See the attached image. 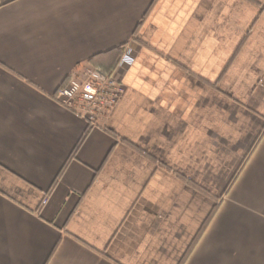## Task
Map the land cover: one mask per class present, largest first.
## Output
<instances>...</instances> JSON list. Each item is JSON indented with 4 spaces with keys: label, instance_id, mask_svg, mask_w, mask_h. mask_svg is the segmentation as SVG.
Instances as JSON below:
<instances>
[{
    "label": "crops",
    "instance_id": "crops-1",
    "mask_svg": "<svg viewBox=\"0 0 264 264\" xmlns=\"http://www.w3.org/2000/svg\"><path fill=\"white\" fill-rule=\"evenodd\" d=\"M0 264H264V0H0Z\"/></svg>",
    "mask_w": 264,
    "mask_h": 264
},
{
    "label": "built area",
    "instance_id": "built-area-1",
    "mask_svg": "<svg viewBox=\"0 0 264 264\" xmlns=\"http://www.w3.org/2000/svg\"><path fill=\"white\" fill-rule=\"evenodd\" d=\"M122 53L118 63L130 62ZM124 86L115 73L86 64L73 70L54 92L53 98L91 124H101L117 106Z\"/></svg>",
    "mask_w": 264,
    "mask_h": 264
},
{
    "label": "rangeland",
    "instance_id": "rangeland-1",
    "mask_svg": "<svg viewBox=\"0 0 264 264\" xmlns=\"http://www.w3.org/2000/svg\"><path fill=\"white\" fill-rule=\"evenodd\" d=\"M110 72V71H109Z\"/></svg>",
    "mask_w": 264,
    "mask_h": 264
}]
</instances>
